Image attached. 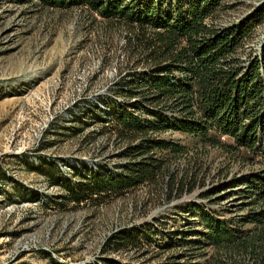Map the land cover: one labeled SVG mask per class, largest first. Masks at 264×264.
I'll return each instance as SVG.
<instances>
[{
	"label": "rangeland",
	"instance_id": "obj_1",
	"mask_svg": "<svg viewBox=\"0 0 264 264\" xmlns=\"http://www.w3.org/2000/svg\"><path fill=\"white\" fill-rule=\"evenodd\" d=\"M260 5L264 0H223L215 22H237ZM125 34L122 25L87 8L0 0V264L240 260L203 243L181 242L176 231L202 230V216H244L246 198L236 186L222 185L254 163L166 132L163 137L186 146L184 154L170 156L171 170L179 173L196 161L191 192L168 200L158 186L143 184L118 197L75 204L59 183L77 182L82 172L117 173L127 161L125 142L94 123L107 116L109 99L123 103L113 84L140 65L129 58ZM263 40L264 22L247 49L257 50ZM191 204L195 210L188 211ZM127 234L131 239L123 243Z\"/></svg>",
	"mask_w": 264,
	"mask_h": 264
},
{
	"label": "trees",
	"instance_id": "obj_2",
	"mask_svg": "<svg viewBox=\"0 0 264 264\" xmlns=\"http://www.w3.org/2000/svg\"><path fill=\"white\" fill-rule=\"evenodd\" d=\"M38 1L87 8L122 25L129 58L140 64L113 84L123 103L109 99L107 116L94 121L125 142L121 154L127 161L117 173L82 172L77 182L60 181L68 198L80 204L118 197L143 184L158 186L168 200L191 192L198 182L196 161L179 173L171 170L170 156L184 154L186 146L163 137L185 134L201 147L256 167L222 185L236 186L246 198L244 216H202L203 229L177 230L179 241L225 250L240 257L235 264H264V40L257 50L247 49L264 22V6L219 26L216 12L223 0ZM123 238L127 243L131 236Z\"/></svg>",
	"mask_w": 264,
	"mask_h": 264
}]
</instances>
